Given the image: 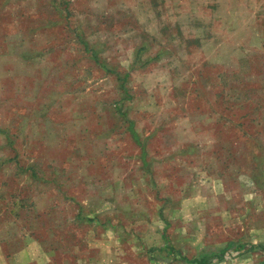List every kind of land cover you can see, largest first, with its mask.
Wrapping results in <instances>:
<instances>
[{
  "label": "rangeland",
  "instance_id": "374dc122",
  "mask_svg": "<svg viewBox=\"0 0 264 264\" xmlns=\"http://www.w3.org/2000/svg\"><path fill=\"white\" fill-rule=\"evenodd\" d=\"M3 224L0 264H264V0H0Z\"/></svg>",
  "mask_w": 264,
  "mask_h": 264
},
{
  "label": "crops",
  "instance_id": "0c3cea01",
  "mask_svg": "<svg viewBox=\"0 0 264 264\" xmlns=\"http://www.w3.org/2000/svg\"><path fill=\"white\" fill-rule=\"evenodd\" d=\"M20 207V205H19ZM19 207L14 208L16 211L15 214L18 213L17 219H16V233L19 234L21 232H24L25 234L27 233V238L30 242H33L34 245H32L38 252L39 256L42 254V249H43V238L44 236H49L55 229L60 228V219L56 213V209H52L53 207H50L51 211H53V218L51 219V222L49 223V226L44 227V214L42 211V206H39L38 203L35 205V209L33 212L30 213L31 218L29 217V212H27L25 209H19ZM19 209V210H18ZM51 214V212H50ZM57 217V218H55ZM10 223V222H9ZM11 225V223H10ZM14 225V226H15ZM3 225H0V232ZM24 239V238H23ZM25 240V239H24ZM25 246V242L22 244V246ZM3 246H6V244L2 243V237L0 235V249H2ZM15 249L12 250L13 254L15 255H23V254H28L30 251H27V248H21L19 243L14 245ZM22 250V252L20 250ZM26 250V251H25ZM24 252V253H23ZM23 253V254H22ZM7 253L3 252V256L6 257Z\"/></svg>",
  "mask_w": 264,
  "mask_h": 264
},
{
  "label": "trees",
  "instance_id": "16d2710c",
  "mask_svg": "<svg viewBox=\"0 0 264 264\" xmlns=\"http://www.w3.org/2000/svg\"><path fill=\"white\" fill-rule=\"evenodd\" d=\"M140 51V49L138 50V52ZM196 264H205V260L204 259H199L195 261Z\"/></svg>",
  "mask_w": 264,
  "mask_h": 264
}]
</instances>
